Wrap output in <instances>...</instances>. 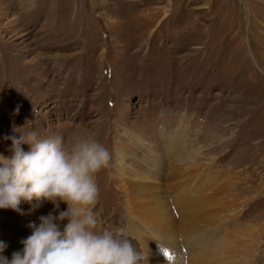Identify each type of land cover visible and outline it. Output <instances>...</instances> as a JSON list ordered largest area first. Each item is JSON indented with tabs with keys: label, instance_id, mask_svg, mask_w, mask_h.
Wrapping results in <instances>:
<instances>
[{
	"label": "rangeland",
	"instance_id": "rangeland-1",
	"mask_svg": "<svg viewBox=\"0 0 264 264\" xmlns=\"http://www.w3.org/2000/svg\"><path fill=\"white\" fill-rule=\"evenodd\" d=\"M29 132L108 148L110 166L95 177L98 227L124 229L136 246L148 224L131 219L120 168L144 172L139 159L153 162L161 177L145 179L176 206L183 240L197 235L184 229L195 227L197 198L178 195L189 174L176 179L169 168L172 159L200 166V185L233 205L220 216L238 214L225 256L205 263L264 264V0H0V156L13 154L8 137ZM119 143L134 155L118 163ZM0 211L24 233L16 212ZM223 233L208 237L215 244ZM179 242L184 252L186 242L197 246ZM153 252L141 264L176 262L167 238Z\"/></svg>",
	"mask_w": 264,
	"mask_h": 264
},
{
	"label": "clouds",
	"instance_id": "clouds-1",
	"mask_svg": "<svg viewBox=\"0 0 264 264\" xmlns=\"http://www.w3.org/2000/svg\"><path fill=\"white\" fill-rule=\"evenodd\" d=\"M8 138L13 154L0 156V209L23 215L21 202L33 200L54 207L38 224L28 225L31 234L20 240L23 247L10 259L0 255V264H141L145 253L124 229L98 227L95 177L111 161L104 144L84 137L69 147L62 136L40 137L36 132ZM23 144L29 145L27 151ZM7 247L0 241V254Z\"/></svg>",
	"mask_w": 264,
	"mask_h": 264
},
{
	"label": "bare ground",
	"instance_id": "bare-ground-1",
	"mask_svg": "<svg viewBox=\"0 0 264 264\" xmlns=\"http://www.w3.org/2000/svg\"><path fill=\"white\" fill-rule=\"evenodd\" d=\"M124 133L129 139H131V142H135V144H140L142 145L143 148H145L144 147L145 143H143L138 136L129 133V131H125ZM117 147H119L118 150L119 152L117 153L118 163L123 158V156L134 155L132 152H130V150L126 149L125 145L121 143H119ZM173 155H175V152H173ZM152 157L156 158L154 154ZM170 158L172 159V157ZM139 160H142L143 162L149 164L148 171H144V172H138L137 170L125 171L124 169L120 168L121 174L119 176L120 178H123L124 190L126 191V195L128 196L129 199L128 211L131 214L132 217L131 219L133 221L138 220V221H142L143 223L145 222L150 226L149 227L148 225H145V227L148 229L146 233H142V232L138 233L139 243L137 244V248H140L139 250L142 251L143 253H148L150 255V258L154 260L153 248L155 241L156 242L157 240L163 241L164 238H167V240H169L171 244L174 245L175 248V253H176L175 255H177V259L175 257L176 259L175 264H206L205 260H207L208 256L212 257L211 254L215 253L214 256L216 255L218 257L219 253H221L222 251L221 245L223 244V242L232 239L233 231L232 229H230L231 232H228V229L234 226L233 224L236 222L238 216V214L237 216L236 214H233L230 217L224 218L220 216V213H224L227 210V209L225 210V207H232L233 205L231 203L228 204L220 203L222 201L216 203L215 197L219 195L218 193L220 190H214L211 188V186L208 185L207 187H205V185H200L201 178L197 177L199 170H201L200 166L199 168H196L192 165L174 164V160L172 159L171 161L172 167L169 168V172H170L169 176L176 178L178 173L189 174L186 176V179L185 178L183 179L184 181L181 180L182 182H178L180 183V189L178 190L179 192L177 191L178 195L179 193H181L182 196L185 199H187V202L188 199H192L194 197L197 198L196 201L197 203H195V206L197 208L195 210L194 215H198V217L193 219V223L195 224L194 225L195 227H192L193 229H186L184 227V229L185 231L191 230L193 231V233L194 231H198L199 233L197 232V235L195 234V236L191 235L190 237L188 236L187 239L180 240L179 229L177 228V217L175 215L178 212L176 206H175V211H173L170 208L171 207L170 204L164 201V199L159 198L157 196L158 194H160V192H162V191H158L160 183L159 184L153 183V181L152 182L149 181L150 179H148V181H146L145 179V178L161 177L158 174L159 172L158 169L152 167L153 162L151 163L150 159L146 160L141 158ZM150 164H152V166ZM152 171L154 172L151 173ZM211 206L213 207L215 206V207L212 209L210 208ZM53 207L54 205L51 202H47V201L37 202L33 200L31 203L22 201L20 204V208L23 210L25 214L21 215L18 212L16 213L18 215L17 216L18 219L22 221V223L24 224L23 225L25 229L24 233L20 230L19 232L18 227H16L15 225H11V220H10V217L12 219L11 215L7 213H2L0 211V241H4L8 245L5 251L0 255H4L10 259L14 251H17L23 247V245L20 243V240L22 238H26L28 235L31 234L28 225L30 223L38 224L40 222L39 218L42 215H46L49 211L53 209ZM66 207L67 205L61 202L60 209L65 210ZM13 212L14 214H16L15 211ZM213 213L216 216H212V219H210L209 214H213ZM207 218H209V220H207ZM188 220L190 219H186L183 222L186 223V221ZM220 220L224 221L222 222L224 224L223 226L217 224L219 223ZM206 222L209 225H211L212 228H210V226L208 225L210 228L208 232H203V231L201 232V229L206 230L207 228ZM64 223H66V221ZM220 230H222V232L225 231V233H223L224 236L222 237L221 240L219 239L217 243L215 244L212 243L214 239L208 237V233L217 232ZM181 232L182 235H184L183 226H181ZM190 238H192L193 243L197 244V246L191 245L189 244V242H186ZM179 241H183L182 243L184 242L187 243V244L185 243L184 245L186 248V252L180 249ZM230 246L234 247L232 243L230 244ZM221 254H220V258L222 259L221 256L223 254L222 255ZM212 262L214 263V261ZM217 262L220 261L216 260V263Z\"/></svg>",
	"mask_w": 264,
	"mask_h": 264
}]
</instances>
